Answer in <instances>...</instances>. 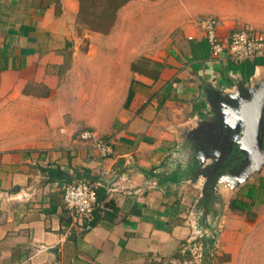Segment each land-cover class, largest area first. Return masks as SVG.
Returning a JSON list of instances; mask_svg holds the SVG:
<instances>
[{
  "label": "crops",
  "instance_id": "1",
  "mask_svg": "<svg viewBox=\"0 0 264 264\" xmlns=\"http://www.w3.org/2000/svg\"><path fill=\"white\" fill-rule=\"evenodd\" d=\"M103 2L95 12V0H0V264H183L195 236L203 264L211 242L209 264H264V164L204 209L202 180L174 168L185 126L203 120L192 74L199 91L201 80H264L263 57L249 77L215 57L199 20L220 19L222 37L264 30V0ZM209 4L216 15H201ZM145 53L152 70L137 64ZM90 102L98 120L80 109ZM86 129L113 152L101 156ZM82 179L99 182L85 224L63 198Z\"/></svg>",
  "mask_w": 264,
  "mask_h": 264
},
{
  "label": "flooded vegetation",
  "instance_id": "2",
  "mask_svg": "<svg viewBox=\"0 0 264 264\" xmlns=\"http://www.w3.org/2000/svg\"><path fill=\"white\" fill-rule=\"evenodd\" d=\"M205 85L203 120L184 132L188 133L199 156L190 155L189 160H182L181 164L194 181L202 180L203 197L199 201L202 209L210 204L212 197L220 199L222 204L223 190L238 187L256 167L253 157L256 147L250 148L252 145L248 143L249 148L244 150L241 142L245 128L243 110L251 100V90L244 80L238 81L232 89L207 82ZM261 151L264 156V142ZM213 153L214 156H210ZM221 204L217 208L221 209Z\"/></svg>",
  "mask_w": 264,
  "mask_h": 264
},
{
  "label": "built area",
  "instance_id": "3",
  "mask_svg": "<svg viewBox=\"0 0 264 264\" xmlns=\"http://www.w3.org/2000/svg\"><path fill=\"white\" fill-rule=\"evenodd\" d=\"M199 22L206 30V35L215 57L227 56L230 60L242 63L258 57L264 58V30L250 26H239L228 36L222 37L219 32V20L214 16H203ZM80 137L87 140L96 148L101 156H108L113 152L110 140L101 138L95 131L83 130ZM99 182L85 179L69 182L64 186L63 198L66 208L71 211L81 223L90 222L94 218V211L98 202L97 188ZM188 249L192 260L183 264H203V244L197 236L188 241Z\"/></svg>",
  "mask_w": 264,
  "mask_h": 264
},
{
  "label": "rangeland",
  "instance_id": "4",
  "mask_svg": "<svg viewBox=\"0 0 264 264\" xmlns=\"http://www.w3.org/2000/svg\"><path fill=\"white\" fill-rule=\"evenodd\" d=\"M95 2H96V4H95V6H94V8L95 9H93V10H95V12H99L103 7H104V2H103V0H95ZM214 8V6L213 5H211V4H209L208 6H207V8H206V10L205 11H203L202 13H200L201 15L202 14H213V15H216V13H214V11L212 10ZM218 16V15H217ZM220 20V19H219ZM241 24V23H240ZM239 26H248V25H238V26H236V28L237 27H239ZM229 35V34H228ZM228 35H226V36H228ZM181 38V37H180ZM182 40V39H181ZM178 44L179 45H183L184 46V44H183V42L182 41H180L179 40V42H178ZM181 49V48H180ZM183 49H187V48H182V50ZM152 55H154V53H145V54H142V55H139V57L137 58V64H138V66H141V67H143V68H145V69H151L152 70V68H151V63L153 62V58H152ZM223 58H228L227 56H225L224 55V57ZM229 59V58H228ZM232 61V60H231ZM234 62V61H233ZM243 63V62H242ZM192 75H194L195 77H196V79H197V81H196V85H195V89H196V91H197V93H199L198 95H196V91H195V93H194V96H193V98H194V100H197L198 102H199V100H203L204 99V96H205V89H206V85H205V81H203V80H201V82H202V90L201 91H199L198 90V83L199 84H201L200 83V75L198 74V72H195L194 74H192ZM188 76H190V74H188ZM187 76V77H188ZM184 81V83L183 84H181V86H182V88H183V92H182V96H184V97H182V98H185V96H186V94L189 92L187 89H188V87H189V84H188V82H187V80H183ZM198 82V83H197ZM187 84V85H186ZM188 92H187V91ZM189 94V93H188ZM177 96H178V94H177ZM181 96V95H180ZM188 100V99H187ZM186 100V101H187ZM177 101H179L178 99H177ZM175 102V101H173L175 104L173 105V107L175 108L176 106H178V105H180L178 102ZM189 101V100H188ZM170 108H172V107H170ZM80 109L81 110H84V113H86V114H88V112H90L91 113V115H96V118H97V120H98V112H101L102 110H101V108H99V107H97V102H90V105H88V104H86L85 106L83 105L82 107H80ZM192 124V123H191ZM190 125H186L185 127H187V130L185 129V131L184 132H189L190 130H192V129H190V127H189ZM183 132V133H184ZM180 139H181V144L183 145V147H182V150L179 152V151H177V153H176V157H175V161H176V165H175V167L174 168H177V171H178V169L179 168H181V164H182V160H189V157H190V155H194V157H197V156H199V153H195V151H194V148L192 147V143H191V141H190V139H189V137H188V133H184V134H182L181 133V136H180ZM221 154V153H220ZM196 155V156H195ZM210 156H214V153L213 154H210ZM198 158V157H197ZM194 159H196V158H194ZM180 170V169H179ZM186 260H192V256L191 255H189L188 257H187V259Z\"/></svg>",
  "mask_w": 264,
  "mask_h": 264
},
{
  "label": "water",
  "instance_id": "5",
  "mask_svg": "<svg viewBox=\"0 0 264 264\" xmlns=\"http://www.w3.org/2000/svg\"><path fill=\"white\" fill-rule=\"evenodd\" d=\"M250 94L251 100L243 110L242 118L245 128L241 142L244 150L249 148L246 146L248 143L252 145L250 148L256 147L253 157L257 164L262 165L264 164V156L261 151L264 142V80L259 82L255 90L251 89ZM230 120L232 119L230 118Z\"/></svg>",
  "mask_w": 264,
  "mask_h": 264
},
{
  "label": "trees",
  "instance_id": "6",
  "mask_svg": "<svg viewBox=\"0 0 264 264\" xmlns=\"http://www.w3.org/2000/svg\"><path fill=\"white\" fill-rule=\"evenodd\" d=\"M258 58H255L253 60H247V61L243 62V67H244V72H245L246 77L251 76L254 73V71H255L256 65L261 62V60H259ZM131 95H132V90L130 92L129 99L131 98ZM192 168L193 167H191V169ZM50 172H55L58 176H60L59 174H61V176L65 177L68 181L72 180V176H70L67 172H64L60 168H56V169L50 168ZM181 172L183 174H185V175H188L186 170H181ZM179 174H180L179 171L176 172L177 176ZM97 194H98V188H97ZM98 198H99V196H98ZM205 246H206V250H205L206 261L205 262H206V264H209V259H210V255H211L212 249L214 247V243L213 242L206 243Z\"/></svg>",
  "mask_w": 264,
  "mask_h": 264
}]
</instances>
